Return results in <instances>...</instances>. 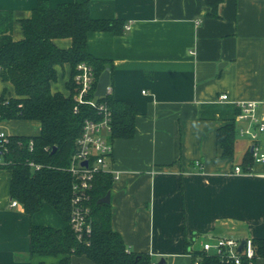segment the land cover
Wrapping results in <instances>:
<instances>
[{
	"label": "crops",
	"instance_id": "0c3cea01",
	"mask_svg": "<svg viewBox=\"0 0 264 264\" xmlns=\"http://www.w3.org/2000/svg\"><path fill=\"white\" fill-rule=\"evenodd\" d=\"M37 1L0 0V10L13 16V39L22 38L19 20ZM63 1L47 0L50 6ZM87 1L92 17L128 25L118 34L89 32L86 47L109 61L113 97L138 109L133 137L110 139L108 165L117 174L110 188L112 228L130 250L164 264H193L190 250L200 252L210 237L264 238V164L236 173L249 140L237 135L231 158L216 143L236 101H260L264 110V0H222L218 17L206 15L204 0ZM54 43L66 48L71 40ZM69 75L68 64L57 66L52 91L66 93ZM4 89L12 93L0 79V94ZM10 177L0 167V264L57 262L60 255L30 254V227L64 229L67 222L48 203L31 215L20 203L12 206ZM80 263L89 261L72 257L71 264ZM254 264H264V257Z\"/></svg>",
	"mask_w": 264,
	"mask_h": 264
},
{
	"label": "trees",
	"instance_id": "16d2710c",
	"mask_svg": "<svg viewBox=\"0 0 264 264\" xmlns=\"http://www.w3.org/2000/svg\"><path fill=\"white\" fill-rule=\"evenodd\" d=\"M204 1L208 6L206 15L218 17L222 0ZM19 22L23 36L15 40L12 13L0 10V79L12 85V93L4 89L0 94V115L2 120L35 122L38 129L33 134L10 135L5 162L0 167L10 170L11 199H16L28 214L48 203L67 222L64 229L32 224L30 254L61 256L50 264H71L73 256H83L89 261L80 264H158L147 252L130 250L119 232L112 228L110 202H96L110 190L114 181L111 173L102 172L94 177L88 202L90 234L78 240L68 223L73 178L65 167L75 151L84 120L100 118L90 101L105 102L109 107L111 140L131 138L135 132L138 109L133 103L116 99L110 92L94 96L99 74L104 68L111 71V65L106 59L92 56L86 47L89 32L121 33L124 20L92 17L87 0H67L55 6H50L47 0H38L31 15ZM61 37L70 38V46L61 48L54 43L55 38ZM82 61L92 66L94 82L82 100L77 101L74 75L76 65ZM64 64L70 66V75L65 81L67 92L52 91L57 66ZM236 136L237 124L233 119L217 129L216 143L223 157L233 156ZM251 163L253 159L247 151L241 162L243 170ZM253 244L255 257H264V238H254ZM190 253L201 257L200 264H227L201 251L190 250Z\"/></svg>",
	"mask_w": 264,
	"mask_h": 264
},
{
	"label": "built area",
	"instance_id": "2783aa9c",
	"mask_svg": "<svg viewBox=\"0 0 264 264\" xmlns=\"http://www.w3.org/2000/svg\"><path fill=\"white\" fill-rule=\"evenodd\" d=\"M128 28V25H124ZM74 81L78 92L74 98L82 100V95L88 92L94 82V70L92 66L82 61L76 65ZM111 91L107 87V93ZM95 96V95H94ZM96 97V96H95ZM227 98V94H221L220 100ZM90 103L95 106L100 118L84 120L82 132L76 139L75 151L72 153L68 166L65 167L71 176L70 216L68 223L78 240L85 239L91 232L89 217L90 190L96 174L108 172L117 178L116 172L109 167L108 160L112 154V142L109 138L111 132V111L105 102ZM260 101L245 100L236 101V113L233 120L237 123V135L249 140L248 151L251 153L253 163L264 164V110H259ZM0 120L1 115H0ZM10 134L0 130V165L4 164V153ZM86 161V164H83ZM193 167L200 169L201 162L195 160ZM236 173L244 172L240 164L233 168ZM16 199H11L12 206L18 205ZM241 240H244L240 250L237 249ZM200 251L209 256L217 257L227 264H254L255 248L250 237L237 238L234 236H214L201 241ZM201 257L193 258V264H200Z\"/></svg>",
	"mask_w": 264,
	"mask_h": 264
},
{
	"label": "water",
	"instance_id": "95a60500",
	"mask_svg": "<svg viewBox=\"0 0 264 264\" xmlns=\"http://www.w3.org/2000/svg\"><path fill=\"white\" fill-rule=\"evenodd\" d=\"M109 83H110L109 70L107 68H104L97 78L94 95L96 97H101L107 94V87ZM83 164H86V161H83ZM96 202L97 203H109L110 202V190H108L104 196L98 198ZM243 243H244V240H241L240 244L237 247L238 250L241 249ZM162 262H163V259H161L158 262V264H162Z\"/></svg>",
	"mask_w": 264,
	"mask_h": 264
},
{
	"label": "rangeland",
	"instance_id": "374dc122",
	"mask_svg": "<svg viewBox=\"0 0 264 264\" xmlns=\"http://www.w3.org/2000/svg\"><path fill=\"white\" fill-rule=\"evenodd\" d=\"M6 87L9 89L8 85ZM0 130H3L7 134H33L37 130V124L31 121L14 120L3 121L0 120Z\"/></svg>",
	"mask_w": 264,
	"mask_h": 264
}]
</instances>
